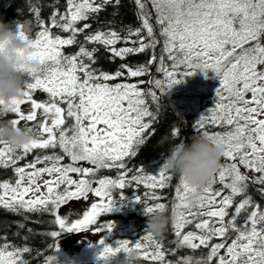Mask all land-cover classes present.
<instances>
[{
    "label": "snow or ice",
    "instance_id": "snow-or-ice-1",
    "mask_svg": "<svg viewBox=\"0 0 264 264\" xmlns=\"http://www.w3.org/2000/svg\"><path fill=\"white\" fill-rule=\"evenodd\" d=\"M58 2L46 5L52 11L45 18V5L29 0L38 28L34 38L17 23L20 35L31 41V50L22 54L35 64L21 65L28 75L24 94L0 99V116L20 126L45 118L30 143L17 147L0 136V170L11 169L15 176L0 181V209L20 215L17 227L29 234V214L52 217L56 227L47 235L56 242L48 246L44 264H58L63 233L88 230L104 234L99 259L105 264L133 250L148 264H264V206L250 192L264 198V0H132L136 25L114 27L113 19L95 31L89 21L109 6L118 15L121 0H64L63 10ZM77 44L75 53H65ZM100 48L113 62L145 53L148 58L108 72L98 66ZM209 70L221 81L215 103L192 124L195 133L226 146L209 183L198 187L179 176L173 185L176 174L164 165L156 173L133 167L131 159L154 135L160 94ZM140 77L148 79L127 82ZM37 91L48 99L37 100ZM182 131L174 127L171 135L186 140ZM102 170L116 175L99 176ZM169 187L170 247L145 228L133 239L107 241L116 222H99L101 216L130 201L143 205L144 215L168 209ZM126 188L133 192L130 199ZM90 197L89 206L61 215L62 207L87 204ZM23 239L25 244L16 245L0 235V264H30L25 255L33 249L28 236ZM202 248L206 254H193ZM184 249L189 253L179 255ZM41 256L37 251V261Z\"/></svg>",
    "mask_w": 264,
    "mask_h": 264
},
{
    "label": "trees",
    "instance_id": "trees-1",
    "mask_svg": "<svg viewBox=\"0 0 264 264\" xmlns=\"http://www.w3.org/2000/svg\"><path fill=\"white\" fill-rule=\"evenodd\" d=\"M33 3L39 5H45L42 7L43 17H48L49 13L52 11L51 7L46 5L52 4L55 0H32ZM61 10L64 9L65 3L64 0H59L57 5ZM19 10V11H18ZM135 6L132 3V0H121V6L119 8V14L114 13L112 6L106 8V10L101 11L98 14V18L92 21V29L90 31H95L97 28H106L108 22L115 19L114 27H119L121 24L126 25H136V17L134 16ZM0 19H3L6 22L24 23L26 30L30 37L35 36L36 31L38 30L36 26V21L34 16L29 12V0H0ZM29 22L31 26L29 28ZM83 23V22H82ZM15 23L12 24V27H16ZM54 34L67 35L66 33L60 32L58 29H53ZM80 41L83 40V36L78 38ZM118 47L120 45H117ZM79 47V44L75 46L66 47L64 49L66 54L75 53ZM91 47H100L99 45H88ZM98 66L103 68V70L108 72H114L122 64L126 63L129 65L135 66L136 64L145 61L148 58L147 53L142 55H130L126 60H121L116 58L114 62L109 59V54L103 49L100 48L98 52ZM157 78H160L157 74ZM148 77L132 78L127 82H138L139 80H147ZM120 81H111L110 83H117ZM147 88V85H144ZM178 92H163L160 94L159 104L161 109L157 111V116L159 117L158 121L155 123L153 131L154 135H151L150 139L140 147L138 155L131 159L130 164L133 167L144 166L147 171L155 172L163 164V160L167 152L169 151L170 145L167 142L174 141V138L171 133L174 127H181L183 129L181 135L186 136L188 140L194 132L192 124L198 119L194 110L188 105H180L178 98L180 97ZM35 98L37 100L46 101L48 99L47 95L42 91H37L35 93ZM153 109L155 110L154 106ZM176 113L181 114L183 117H178ZM11 119V116H0V121ZM71 123V121H68ZM198 134V133H197ZM40 154H45L44 150H41ZM35 155V153H33ZM33 158L32 155L28 156V160ZM25 161H21L23 164ZM223 162V158H222ZM221 162V163H222ZM99 176L109 175L115 176L116 170H102ZM178 175L173 179L172 184L175 185L178 180ZM11 178L15 179L11 169L0 170V181L4 179ZM125 194L129 192V199L133 195L131 189H125ZM145 189L141 187L139 192L143 193ZM165 193L169 196L168 200V210L169 214L171 213V196L173 188L169 187L164 190ZM254 199L258 201L262 206H264V198H262L258 193L250 189ZM239 199V197L237 198ZM151 203V202H150ZM143 205H139L134 201L129 203L121 204L117 209L113 210L108 215H103L100 217L99 222H105L108 220H114L116 222V228L113 229L111 237L109 239H133L136 236L140 235L143 229L146 227V216L144 215L142 208ZM22 217L13 213H9L6 210L0 209V235H7V239L13 242L16 245L25 244L23 237L28 236L27 245L33 249V252L25 255V259L30 261V264H44L43 256L50 254L49 245L54 244L56 241L47 235L48 231L55 230V225L51 222L52 217L50 215L44 214H29V222L27 223V228L32 229V233L29 234L28 231L20 230L17 227V222H20ZM119 228L121 230H119ZM119 230V231H118ZM74 232H66L62 234L63 239L65 237L71 236ZM231 235V234H230ZM165 238V245H168V241L173 239L171 222L167 231L162 235ZM60 242V241H59ZM215 242V241H214ZM0 243H3V240H0ZM39 251L42 256L37 261L36 252ZM189 250L184 249L179 253V255L188 254ZM207 249H200L197 252L193 253L196 256L201 254H206ZM57 254V253H56ZM58 261L60 260L58 254ZM169 259L175 260L176 257H169ZM139 264H148V261L141 260Z\"/></svg>",
    "mask_w": 264,
    "mask_h": 264
},
{
    "label": "clouds",
    "instance_id": "clouds-1",
    "mask_svg": "<svg viewBox=\"0 0 264 264\" xmlns=\"http://www.w3.org/2000/svg\"><path fill=\"white\" fill-rule=\"evenodd\" d=\"M13 23L17 25L16 21L6 22L0 19V99L5 101L23 96L28 75L21 65L35 64L22 54L23 51L31 50L30 39L20 35L18 27H12ZM25 31L27 32L26 28ZM0 136L11 140L19 147L32 142L38 134L31 126H20L8 119L0 121ZM167 143L170 148L162 165L173 174L185 178L190 184L198 187L209 183L219 168L226 150L223 143L202 133H193L188 140L175 139ZM145 216L147 218L145 229L156 235H163L174 218L172 211L169 214L168 209L158 210ZM141 260L140 253L133 250L126 255H115L111 258V264H139Z\"/></svg>",
    "mask_w": 264,
    "mask_h": 264
},
{
    "label": "rangeland",
    "instance_id": "rangeland-1",
    "mask_svg": "<svg viewBox=\"0 0 264 264\" xmlns=\"http://www.w3.org/2000/svg\"><path fill=\"white\" fill-rule=\"evenodd\" d=\"M220 79L216 76L215 72L209 70L207 76L204 72L197 71L195 75L190 76L186 81L181 82L174 87L167 90V92H178L180 97L178 98L180 105L190 106L197 118L202 113L213 107L216 99V89L220 86ZM45 117L39 116L37 121L30 122L34 131L39 135L41 132V122ZM88 166V165H85ZM151 172V173H156ZM45 179L48 177L45 176ZM220 187L219 184L216 185ZM92 202V198L89 201H73L70 204L60 209L61 215L68 213L69 209H84ZM119 230H121L119 228ZM118 230V231H119ZM113 231L107 234V241L113 242L115 240L109 239ZM104 235L103 233L94 234L91 230L83 232H74L71 236L65 237L60 240V249L57 254L60 258L58 264H105L102 259L97 260L98 253L102 250L103 245L99 244V238Z\"/></svg>",
    "mask_w": 264,
    "mask_h": 264
}]
</instances>
